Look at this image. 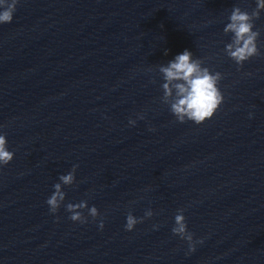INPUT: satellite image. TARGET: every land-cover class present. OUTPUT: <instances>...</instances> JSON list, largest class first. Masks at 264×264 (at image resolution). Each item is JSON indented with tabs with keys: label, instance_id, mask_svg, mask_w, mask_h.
<instances>
[{
	"label": "water",
	"instance_id": "1",
	"mask_svg": "<svg viewBox=\"0 0 264 264\" xmlns=\"http://www.w3.org/2000/svg\"><path fill=\"white\" fill-rule=\"evenodd\" d=\"M236 3L254 7L20 0L0 25V131L15 152L0 168V264H264V13L260 55L237 70L222 51ZM185 48L223 73L224 101L199 125L175 120L148 71ZM73 164L64 203L95 205L86 223L45 203ZM177 208L203 239L192 252L171 233Z\"/></svg>",
	"mask_w": 264,
	"mask_h": 264
},
{
	"label": "clouds",
	"instance_id": "2",
	"mask_svg": "<svg viewBox=\"0 0 264 264\" xmlns=\"http://www.w3.org/2000/svg\"><path fill=\"white\" fill-rule=\"evenodd\" d=\"M254 7L250 10L242 8L239 3L233 4L224 23L223 33L231 34L228 42L224 43L223 53L237 66V70L252 57L260 55L258 39L260 31L255 21L264 13V0H253ZM20 0H0V25L10 24ZM168 54V49H164ZM160 78L159 101L168 107L169 112L179 123L191 121L197 125L210 119L224 101V94L220 89V81L223 73L207 66L204 59L194 56L193 52L185 48L176 53L170 60L160 63L154 69ZM250 75V73H249ZM155 83V79L151 80ZM249 112V118L252 117ZM137 119H144L142 113H136V119L129 117L128 125L134 126ZM3 128V125H0ZM149 130H152L151 128ZM15 156L14 150L10 149L6 134L0 131V168L9 164ZM78 164H73L69 170L58 175L57 181L52 184V191L46 198L49 212L55 214L63 204L68 218L73 222L86 223L91 217L95 220L99 210L95 205L89 206L87 200L64 203L66 199L65 187L74 186L76 183V170ZM87 214L85 215L84 210ZM184 208H177L173 216L171 233L178 236L188 244V252L195 250L197 243H202V238L194 239V234L189 231ZM154 212L151 208L144 211L142 216H136L128 211L123 225L126 231L134 230L135 226L145 219L151 218ZM98 227L103 229L104 221L99 220ZM159 225L154 223L153 229Z\"/></svg>",
	"mask_w": 264,
	"mask_h": 264
}]
</instances>
